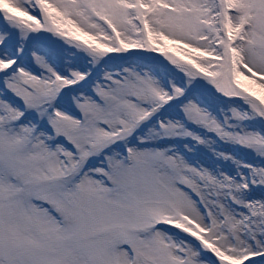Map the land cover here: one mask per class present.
<instances>
[{"label":"snow or ice","instance_id":"1","mask_svg":"<svg viewBox=\"0 0 264 264\" xmlns=\"http://www.w3.org/2000/svg\"><path fill=\"white\" fill-rule=\"evenodd\" d=\"M0 264H264V0H0Z\"/></svg>","mask_w":264,"mask_h":264}]
</instances>
